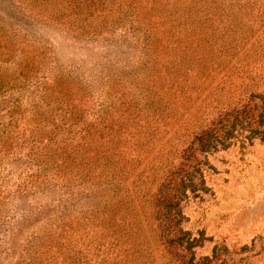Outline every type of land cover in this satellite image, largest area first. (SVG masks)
I'll return each instance as SVG.
<instances>
[{"label": "rangeland", "instance_id": "374dc122", "mask_svg": "<svg viewBox=\"0 0 264 264\" xmlns=\"http://www.w3.org/2000/svg\"><path fill=\"white\" fill-rule=\"evenodd\" d=\"M220 2L218 34L232 46L231 72L207 82L200 100L209 106L175 93L156 111L153 92L165 73L153 65L163 67L164 54L147 36L142 45L144 34L127 25L80 37L46 21L37 3L0 0V264H114L135 245L150 249L142 262L172 264L181 257L162 241L173 230L166 198L178 201L180 229L203 236L194 264H264V140L246 139L243 120L227 149L203 154L190 145L202 123L233 120L232 103L249 97L239 84L256 82L264 92V0ZM194 3L201 12L209 1ZM137 110L138 146L124 135L114 151L128 158L116 188L131 197L104 215L98 204L111 191L96 176L104 161L88 164L83 143ZM52 129L57 137L48 135ZM197 163L198 174L188 178ZM125 222L142 229L126 235Z\"/></svg>", "mask_w": 264, "mask_h": 264}, {"label": "trees", "instance_id": "16d2710c", "mask_svg": "<svg viewBox=\"0 0 264 264\" xmlns=\"http://www.w3.org/2000/svg\"><path fill=\"white\" fill-rule=\"evenodd\" d=\"M204 1H209L208 6L202 4L201 12H198L194 9V0H30L31 3L39 4L38 7L46 21L64 26L80 37L99 38L104 35L105 30L129 25L130 29L144 34L142 45L147 44L144 39L147 36V41L153 49L161 47L164 62L157 61V63L162 64L163 67L154 64L153 68L165 73V77H162L165 82L156 83L159 85V92H153L154 97L150 106L155 107L156 111L160 110L163 103L167 104L168 101H172L175 93L181 95V99L184 98L194 105L201 99L209 80L215 79L216 75L222 73L223 70H228V72L232 70L227 69L232 56V46L228 39H222L221 32L220 36L218 34L217 21L218 18L221 20V2L220 0ZM213 3L217 4L213 5ZM257 85L256 82L252 85L243 82L239 84L240 88L250 89L246 92L249 97L232 103L234 108L230 116L234 117L233 120L228 123V120L224 123L220 122L219 126L213 122L208 128H205L208 123H202L189 134L190 145L196 147L195 151L208 154L218 149L229 148L231 145L229 143L235 138L234 133L237 132L235 128L243 120H245L249 134L246 139L264 140V92L257 93ZM255 99L259 101V105L254 103ZM138 104L141 102L139 101ZM205 104L208 105L207 97L200 100V107L203 108ZM140 110H137L134 117L129 116V118H124V121L114 120L109 125L92 131V134L88 136L89 141L83 143L87 146L88 164H92V160H94V165L97 164V160L104 161L102 165L99 163V172L96 175L97 183L104 186L103 190L111 191L108 203L105 200L98 204L105 210L104 215L107 209H110L111 213L120 212L123 208V201L131 197L129 193L121 192L116 188L117 185L119 187V183H115L114 179L126 176L128 158L125 154L120 155L114 151L122 147L121 139L124 135L133 139L134 145L138 146L142 118ZM129 123H132L130 127ZM136 132H138L137 137ZM48 135L57 137L55 129L50 130ZM66 147L68 145H64L61 153L65 152ZM54 154H57L56 150ZM70 157L71 155H68V158ZM199 170L198 163L186 170L188 178L191 179L192 176L198 174ZM184 184L185 182L181 187ZM106 185H114L115 190H106ZM166 199H163L165 200L164 210L171 209L172 216L174 215L172 217L173 230L168 232V237L167 235L162 236V241L168 244L171 251H175V255L180 254L179 257H181L179 261L171 257L170 263L194 264L195 255L192 252L204 242L203 236L200 234V239H192L188 232H183L180 229L181 215L178 213V201H167ZM106 220L109 221V218ZM119 226L121 227V224ZM122 227L125 230L122 229L121 232L126 235H130L132 227L142 229L140 222L133 226L125 222L122 223ZM144 252H148V255H144ZM182 253L183 256H181ZM129 257L133 258L129 260ZM150 257V249L135 245L125 252L121 250L113 263L127 264L129 261H135L134 264H136L137 260ZM139 264H147V260L146 262L141 260Z\"/></svg>", "mask_w": 264, "mask_h": 264}]
</instances>
